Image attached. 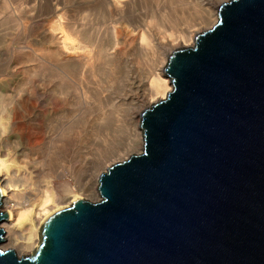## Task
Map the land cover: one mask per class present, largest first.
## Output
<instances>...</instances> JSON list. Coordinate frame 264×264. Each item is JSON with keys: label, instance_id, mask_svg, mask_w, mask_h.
<instances>
[{"label": "water", "instance_id": "obj_1", "mask_svg": "<svg viewBox=\"0 0 264 264\" xmlns=\"http://www.w3.org/2000/svg\"><path fill=\"white\" fill-rule=\"evenodd\" d=\"M173 50L167 96L140 115L141 152L57 206L29 254L0 264H264V0H229Z\"/></svg>", "mask_w": 264, "mask_h": 264}, {"label": "bare ground", "instance_id": "obj_2", "mask_svg": "<svg viewBox=\"0 0 264 264\" xmlns=\"http://www.w3.org/2000/svg\"><path fill=\"white\" fill-rule=\"evenodd\" d=\"M66 1L49 3L58 10ZM167 1L169 9L147 23L154 33L131 35L113 22L107 42L89 26L97 5L91 0L68 9L64 19L50 20L48 32L41 36H25L38 29L33 14L14 16L25 0H0V7L11 13L15 35L0 36V73L16 75L23 69L26 74L14 94L0 92V182L3 207L9 213L1 223L7 239L4 247L18 253L34 250L53 205L72 203L85 192L98 198L85 180L87 151L104 149L107 155L102 161L113 159L124 150L114 139L123 128L131 133L127 149L143 145L139 115L145 101L163 99L172 88L169 77L163 76L167 58L191 44L201 26L217 22L215 10L223 0H209L193 11L187 0ZM104 3L110 12L122 14L130 0ZM204 10L207 13L200 17L198 11ZM120 44L125 50L118 48ZM129 47L138 51V57L152 60L148 80L139 74L132 79L128 73L118 76L116 55H125ZM9 48L12 53L5 57ZM98 178L99 174L96 182Z\"/></svg>", "mask_w": 264, "mask_h": 264}, {"label": "rangeland", "instance_id": "obj_3", "mask_svg": "<svg viewBox=\"0 0 264 264\" xmlns=\"http://www.w3.org/2000/svg\"><path fill=\"white\" fill-rule=\"evenodd\" d=\"M50 0H25V3L23 4L20 12H16L15 17L19 16V14L22 15H34L35 18L32 19L34 23L37 25V31L29 32L25 36H41V32L46 30L48 32V24L50 20H57L59 18L64 19L65 13L70 8L76 9L78 6H81L83 4L87 3V0H69L66 1V3H61L60 8L58 10H55V5H51L49 3ZM83 1V2H82ZM146 1V2H145ZM152 0H130V3L127 5L128 8H124L122 14H116L110 12L108 9H106V5L104 3V0H91L94 5H96V13L91 14L92 21L89 23V26L91 27V31H95L98 36H103L104 41L108 42L109 36L111 35V30L109 29L110 24H117L118 26H121L126 32L128 31L129 34H135L138 31L147 32L149 30L150 32L154 33V27L152 25H148V21H151V18L157 15V12H164V10H168V1L167 0H158L155 4H151ZM187 7H189V11L198 10L201 6L204 7V5H207L206 3L209 0H187ZM229 0H223V2H226ZM82 2V3H81ZM195 6V9L192 7ZM57 9V7H56ZM100 9V10H99ZM214 9V8H213ZM100 11V12H98ZM218 14V8L215 10ZM155 13V14H154ZM200 17L207 13L205 10L198 11ZM11 13L5 9L0 7V36H15L12 35L11 32L13 31V24L14 21L10 15ZM100 14V15H99ZM154 14V15H153ZM203 16V17H204ZM112 22V23H111ZM110 23V24H109ZM213 26V25H212ZM211 26V27H212ZM165 28L164 26H162ZM184 27V25L182 26ZM210 28L209 26H201L202 32L206 29ZM170 31V30H169ZM194 35V40H195ZM110 43V41H109ZM194 41L185 46H193ZM3 48L2 44L0 45V50ZM119 49L125 50V47L123 44H120L118 46ZM127 53L125 55H116V62L118 63V76L122 73H128L131 79L135 77L136 75H141L144 80H148L147 78L150 76L151 71V64L152 60L150 57L143 55V58L138 57V51L136 49L127 48ZM7 54L5 57H9L12 53V49H5ZM172 52V51H171ZM168 59V58H167ZM16 75H12L11 71H7L6 74H2L0 77V92L7 93V94H14L16 91V88L18 87L20 80L24 77L25 72L23 69H19ZM164 77H167L166 75H163ZM122 78V77H121ZM119 77V79H121ZM168 78V77H167ZM170 80V79H169ZM172 89V88H171ZM171 91V90H170ZM107 92V91H105ZM149 100V101H148ZM145 101V107L143 110L147 107H150L153 103L159 101L154 100L153 102L150 101L152 99H148ZM141 115V113H140ZM139 115V120H140ZM57 123V121L55 122ZM139 129L140 125H139ZM142 131V130H141ZM119 132V133H118ZM115 133V143L120 144L119 146L122 147L124 150L121 151L120 154L113 157V159L102 161L104 158H106L107 150L102 149H96L87 151V159H86V165H85V172L86 177L85 180L87 182V186L91 187L94 186V188L97 190L98 198H94L93 195H89L88 192L84 193V198L89 199L91 201H97L99 200V192H98V180L96 182V176L107 170L109 166H111L114 163L123 161L130 157L132 154L141 152V148H143V145L139 143L138 147L133 148L131 151L130 149H127V142L131 136V133L129 132L128 128H123L121 131H118ZM117 139V140H116ZM142 146V147H141ZM114 148V147H112ZM99 179V178H98ZM70 201V200H69ZM61 201L57 202L55 205H53L52 210H54L59 205L69 204L71 202ZM4 210H7L6 207H3ZM4 223V222H3ZM6 242L2 244V248L7 249L11 247H7ZM15 249V248H14ZM17 250L18 253V249ZM33 248H26L21 251V253H18L19 255H25L29 254Z\"/></svg>", "mask_w": 264, "mask_h": 264}]
</instances>
